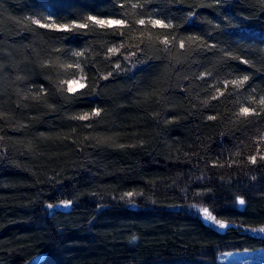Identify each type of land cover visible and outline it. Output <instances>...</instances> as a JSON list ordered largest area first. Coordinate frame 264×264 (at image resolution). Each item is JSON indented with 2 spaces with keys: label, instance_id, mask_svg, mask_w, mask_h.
I'll return each mask as SVG.
<instances>
[{
  "label": "trees",
  "instance_id": "16d2710c",
  "mask_svg": "<svg viewBox=\"0 0 264 264\" xmlns=\"http://www.w3.org/2000/svg\"><path fill=\"white\" fill-rule=\"evenodd\" d=\"M261 97L264 0H0V264H222L264 249V161H248L264 154Z\"/></svg>",
  "mask_w": 264,
  "mask_h": 264
},
{
  "label": "snow or ice",
  "instance_id": "6c2138e0",
  "mask_svg": "<svg viewBox=\"0 0 264 264\" xmlns=\"http://www.w3.org/2000/svg\"><path fill=\"white\" fill-rule=\"evenodd\" d=\"M133 7H137V5H133ZM48 19H52V17L50 16V17H48ZM86 20L87 21H91L92 24L98 25V26H101V27H106V26H126L127 25V22L124 19L99 18V17L94 16V15H88L86 17ZM32 23L36 24V25H38L39 27H42V28H50V29L64 30V31H74L75 29H84V28H87L89 26L87 23H78L76 21H72L71 24H57L55 22L45 24V23H41V21L39 19H33ZM136 23L140 24V25H144L146 23V21H145V19H139V20L136 21ZM147 23H149V24H151L153 26H157L158 25V26H160L162 28L171 27V24H165L164 21L160 20V19L149 18ZM121 35H123V33H121ZM191 39H197V38L196 37H192ZM161 43H163L164 45L167 46L169 41L167 40V38H165V39H163L161 41ZM184 46H185L184 45V41L181 40L180 41V47L183 48ZM108 51L110 53H115V52H118L119 49H117L115 47H112V48H109ZM73 55L81 56L82 53L74 52ZM132 55H135V53H132ZM244 62L247 63V61H244ZM67 67H72V65H68ZM76 67L79 68V64H77ZM117 67H119V65H117ZM81 71H83V70L81 69ZM108 75L111 76L112 73H109ZM83 78L84 77L82 76L81 79H83ZM103 78L107 79L108 77L105 76ZM248 80H249V76L245 75V76H243L240 79L231 81V83L233 85L237 86V87H240V86H243V84L246 81H248ZM67 83L69 84L68 91L69 92H73L74 89L72 87V84L78 83V81H75V80L67 81ZM80 87H85V85L84 84H80ZM259 104L264 106V97H261V99L259 100ZM100 114H101V110L100 109H94L92 111V113H83L81 115L74 116L73 119H78V120L84 121V120L90 119L92 116H99ZM240 114L245 116V117H247L249 115H259V113L256 112L255 109H251V108L246 107V106H242L240 108ZM209 119H215V117H211L210 116ZM259 139L261 141H264V135H262ZM237 155H239V153H237ZM257 155H259V159L261 161H264V154L259 152V148H258L257 154L250 155L248 157V161L251 164H256L257 163ZM126 195L127 196H132L133 193H127ZM237 199H238V202L241 205L244 204V200L243 199H240V198H237ZM49 207H51V205H49ZM200 211H201V213L203 214V216L205 217L206 220L214 222L220 228L226 227V225L222 221L217 220L216 217L212 215L211 211L208 208H206V207L202 208V209H200Z\"/></svg>",
  "mask_w": 264,
  "mask_h": 264
},
{
  "label": "rangeland",
  "instance_id": "374dc122",
  "mask_svg": "<svg viewBox=\"0 0 264 264\" xmlns=\"http://www.w3.org/2000/svg\"><path fill=\"white\" fill-rule=\"evenodd\" d=\"M80 84V81L72 84L73 89L79 88ZM220 261L222 264H264V249H244L224 252L220 255Z\"/></svg>",
  "mask_w": 264,
  "mask_h": 264
}]
</instances>
